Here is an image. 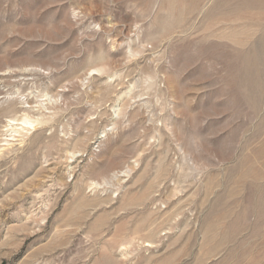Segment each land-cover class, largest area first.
<instances>
[{
  "label": "rangeland",
  "instance_id": "obj_1",
  "mask_svg": "<svg viewBox=\"0 0 264 264\" xmlns=\"http://www.w3.org/2000/svg\"><path fill=\"white\" fill-rule=\"evenodd\" d=\"M0 264H264V0H0Z\"/></svg>",
  "mask_w": 264,
  "mask_h": 264
}]
</instances>
